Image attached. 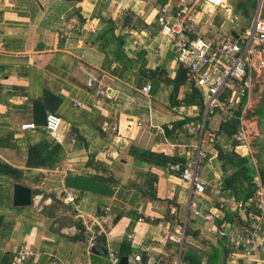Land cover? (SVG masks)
Returning a JSON list of instances; mask_svg holds the SVG:
<instances>
[{"label":"crops","instance_id":"1","mask_svg":"<svg viewBox=\"0 0 264 264\" xmlns=\"http://www.w3.org/2000/svg\"><path fill=\"white\" fill-rule=\"evenodd\" d=\"M226 1L0 0V264H11L21 247L31 251L22 264L51 259L111 264L99 248L98 255L91 252L92 242L118 255L123 248L128 255L169 264L178 246L157 227L160 219L171 226L183 222L189 200L204 212L226 196L238 200L230 190L212 187L217 178L223 185L229 175L217 156L230 143L217 134L223 123L217 111L208 118L201 141L207 152L199 169L207 181L203 194L193 195L169 165L155 167L140 155L163 154L187 163L189 146L197 139L187 125L197 124L203 105L201 96L200 104L182 101L192 91L186 70L177 103L171 100L173 85L166 79L184 68L158 31L157 8L186 9L201 37L217 42L238 38L257 5L255 0L246 15ZM117 5L127 11L118 14ZM238 15L244 19L241 27ZM146 85L150 90L143 94ZM180 103L187 107L184 116L176 112ZM47 113L62 120L55 138L44 129ZM30 123L34 129H20ZM68 175L109 177L113 194L77 191L76 206L66 204L62 194ZM15 183L31 189L29 207L12 206ZM138 211L153 220L138 222ZM188 226L199 230V237L185 234L181 256L188 245H207L210 251L218 245L210 223L190 215ZM79 227L81 238L75 240ZM225 264L231 263L225 258Z\"/></svg>","mask_w":264,"mask_h":264},{"label":"built area","instance_id":"2","mask_svg":"<svg viewBox=\"0 0 264 264\" xmlns=\"http://www.w3.org/2000/svg\"><path fill=\"white\" fill-rule=\"evenodd\" d=\"M117 13L127 11L123 5H117ZM264 0H257L256 8L248 26L242 30L238 38H223L217 42L203 39L192 15L186 9H173L169 5H162L156 10V24L159 33L165 37L174 53V61L188 71L191 82L203 98L200 119L196 125H187V131L195 134V143L189 146L187 163L169 165V169L179 175L180 179L190 187L193 195H201L206 191L207 181L199 173L201 163L207 158V152L202 149L201 141L206 129L208 118L216 111L220 113L223 123L231 117L238 101L243 98L237 125L235 140L236 151L247 158L252 168L257 172L254 152L251 145L250 131L246 122V115L251 109V99L255 86L256 74L259 68L256 61H261L264 52ZM133 45L136 44L134 41ZM150 86H144L141 91L147 94ZM224 90H229L227 106L220 102ZM187 107L180 103L176 112L184 116ZM62 120L53 113L45 116L44 129L48 135L55 138L60 130ZM136 125L141 126L139 120ZM34 124H23L20 129H34ZM230 143L232 139L229 138ZM230 143L224 144L222 149L229 151ZM104 156H107L104 154ZM213 189L222 191L221 180L217 178ZM224 197L219 205L210 211H200L191 200L188 203V216L191 215L204 223L211 224V231L218 239H225L229 251L226 259L231 264H264V182L258 178V187L253 195L246 199L231 200ZM77 191L65 188L62 200L69 205L76 206ZM239 224L225 220V212L242 213ZM174 214V208L170 209ZM138 222L145 219L153 220L152 216L138 211ZM187 218L171 226L160 219L157 227L166 231V239L177 244L178 251L169 264H187L182 260V250L185 242ZM31 255L30 249L21 247L15 253L11 264H22ZM106 255L111 264H119L120 256L116 251L107 249ZM127 264H162L147 256L143 258L139 253L126 256ZM48 264H61L51 259Z\"/></svg>","mask_w":264,"mask_h":264},{"label":"trees","instance_id":"3","mask_svg":"<svg viewBox=\"0 0 264 264\" xmlns=\"http://www.w3.org/2000/svg\"><path fill=\"white\" fill-rule=\"evenodd\" d=\"M240 4H234L231 3L232 8L236 9H243V12H246L247 15V7L252 5V7L255 6L256 2L255 0H247V1H240ZM186 70V69H185ZM187 71V70H186ZM188 73V71H187ZM188 76V74H187ZM187 78H190L189 76ZM166 81L173 85V91L171 94V100L173 103H177L178 99V92L179 88L182 84H184L185 81H180L177 79V77L173 78L172 80L166 79ZM230 91L224 90L220 96V102L227 106L228 100H229ZM197 99V101H196ZM198 102L200 104V95L198 93L197 88L192 83V91L190 95H187L182 99L184 104L191 105L192 103ZM245 102V99L241 98L236 107L232 109V115L231 117L226 119L225 123H222L220 125V128L217 131V134H223L227 136L228 138L232 139L231 142V149L229 151H223L221 149H218V159L219 161H223L222 167L224 169H229V175L225 178L222 185V191L224 193V190H230L231 195L235 199L239 198H249L253 195V193L256 191L258 187V178L264 182V81H263V89L260 92V97L257 102V105L254 107L253 111H250V113H247V117H251L252 122H256V128H257V136L256 138L251 141V145L254 148V158L257 164V172L252 168L247 158L242 157L237 151L236 146L237 142L234 139L235 138V132H236V125L237 120L236 117L239 115L240 110L242 108L243 103ZM39 146H37L33 150H38ZM54 149H57L56 146H54ZM140 155L144 160L147 162H153L148 163L152 164L155 167L160 168H166L168 165L172 164H180L181 166H184L185 162L182 160H178L176 157H168L163 154H153L149 152H140ZM146 157V158H145ZM147 157H150L151 160H147ZM180 162V163H178ZM84 177V176H83ZM87 178H90L97 183L112 189L114 188V183H112L110 178H102L96 175L92 176H85ZM154 178L151 181L154 182ZM152 189H150V192ZM37 191H33V194H36ZM81 193V192H79ZM153 199L155 198L154 192H152V195L150 196ZM246 213V209L242 213H231L230 215H227L225 217V220L228 222H235L236 224H239L241 221L242 214ZM80 226V225H79ZM82 227H79V234L77 237H75V240H78V238H81L82 234ZM186 236L191 237H199V230H194L191 227L188 226L186 229ZM220 239L218 242V245L215 247H211V251L208 249L207 251L196 249L191 245H188L184 251V254L182 256V260L186 262L187 264H225V258L227 256V253L229 251V247L226 245V240L223 243ZM122 247H125V245H122ZM120 256H127V252H124V249L122 248L121 252L119 253ZM202 260H205L204 263Z\"/></svg>","mask_w":264,"mask_h":264},{"label":"water","instance_id":"4","mask_svg":"<svg viewBox=\"0 0 264 264\" xmlns=\"http://www.w3.org/2000/svg\"><path fill=\"white\" fill-rule=\"evenodd\" d=\"M264 16V13H263ZM236 37V36H235ZM186 71L185 69H180L177 74V79L182 81L185 78ZM64 187L67 189L80 191V192H89L94 194H99L103 196H112L113 191L96 181L76 175H68L64 178ZM32 204V193L29 187H26L21 184L13 185L12 193V206L13 207H29ZM92 253L98 255L96 248L102 250L103 253H106V249L100 246L97 242H92L89 246ZM92 264V263H90ZM119 264H127L126 256L120 258Z\"/></svg>","mask_w":264,"mask_h":264},{"label":"rangeland","instance_id":"5","mask_svg":"<svg viewBox=\"0 0 264 264\" xmlns=\"http://www.w3.org/2000/svg\"><path fill=\"white\" fill-rule=\"evenodd\" d=\"M220 0H215V2H219ZM240 1H247V0H227L226 3L231 5V3H234V4H238ZM240 15H238L239 17ZM244 19L241 18V16L238 18V27H241L243 26L244 23H239L241 21H243ZM247 26V25H246ZM264 54V52H263ZM256 67L259 68L260 66H262L259 71L257 73H255L257 76H256V79H255V86H254V90H253V94H252V99L253 100L254 98L257 99V102L259 100V97H260V92L261 90L263 89V81H264V55L261 56V61L257 60L256 61ZM257 102L256 103H252L251 104V109L248 110V112L250 113V111H253L254 110V107L257 105ZM246 122H247V125H248V128H249V131H250V139L251 141H253L256 136H257V128H256V122H252V119L251 117H247L246 116ZM253 152H255L254 148H253ZM257 166V164H256ZM222 242L224 243L225 240H222ZM215 247V245H213ZM201 250V249H200ZM202 250L204 251H207L208 250V246L205 245L204 247H202ZM201 250V251H202Z\"/></svg>","mask_w":264,"mask_h":264}]
</instances>
